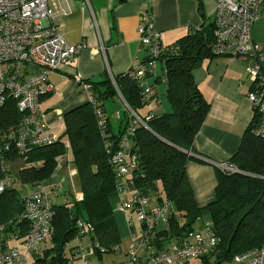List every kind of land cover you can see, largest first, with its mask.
Returning a JSON list of instances; mask_svg holds the SVG:
<instances>
[{
  "label": "trees",
  "instance_id": "trees-1",
  "mask_svg": "<svg viewBox=\"0 0 264 264\" xmlns=\"http://www.w3.org/2000/svg\"><path fill=\"white\" fill-rule=\"evenodd\" d=\"M213 26L212 22L189 29L172 44L163 46L156 59L160 62L161 74L154 81H164L169 111L158 114L149 111L147 116H141L139 110L152 99L151 87L144 85L150 89L149 97L144 99L143 87L130 71L113 78L103 74L100 81L85 82L91 99L64 115L62 132L55 134L52 143L28 145L21 153L16 141L24 131L23 114L18 111L15 100L6 97L0 106V181L7 177L11 185L0 191L3 239L9 237L11 242L19 228L20 233H26L27 222L18 220L24 208L22 195L30 192L23 188H34L49 179L59 159L68 155L77 170L80 193H60L61 201L52 202L50 246L42 256L35 254V261L37 264L77 261L72 250L78 236L88 237L87 241L96 242L104 249L103 253L100 250L96 253L98 260L104 253L117 250L121 238L113 205L122 200L115 191V166L110 162V154L125 137L136 165L130 176L125 177L131 191L124 195V200L130 201L137 195L154 197L158 204L169 202L170 205L168 228L151 232V241L163 246V240H177L198 221H201L198 227L208 221L218 237V244L214 251L201 257L202 264H223L232 261L235 254L264 244V139L255 134V113L242 133L236 152L226 161L237 171L223 172L218 168L211 200L198 205L186 176L187 162L195 159L191 153L195 135L209 111V103L193 78V70L205 58L219 56L212 48ZM147 58L143 62H147ZM151 74L153 71L144 76ZM118 96L124 99L130 112L124 126L114 134L104 103ZM96 109L100 116L96 115ZM98 122L103 125L102 131ZM129 127L132 128L130 133L127 132ZM17 159H22L23 164L18 168L16 181L4 164ZM77 221L91 223L92 232L87 236L80 234ZM73 240L75 244L66 252L67 244ZM211 258H214L212 262Z\"/></svg>",
  "mask_w": 264,
  "mask_h": 264
},
{
  "label": "built area",
  "instance_id": "built-area-1",
  "mask_svg": "<svg viewBox=\"0 0 264 264\" xmlns=\"http://www.w3.org/2000/svg\"><path fill=\"white\" fill-rule=\"evenodd\" d=\"M214 43L216 54L246 62V74L250 81L247 98L257 115L255 134L264 139V47L252 37V28L259 18L264 0H214ZM56 0H0V106L11 96L18 111L23 114L24 131L19 135L16 146L21 153L26 146L46 145L53 142L55 134L46 131L40 111L41 97L55 89L48 80V74L60 65L73 59L85 47L83 43L68 44L59 31L56 18L64 16ZM137 33L139 41L147 48L148 61L131 69L130 73L143 87V98L147 99L150 89L144 87L143 76L154 70L156 59L163 51L161 34L153 29L150 14L141 10ZM87 90V86H85ZM89 99H91L89 95ZM97 116L100 111L95 110ZM118 116V114H117ZM137 121L141 122L136 118ZM102 131V123L98 122ZM127 132H132L128 128ZM129 141L122 137L117 149L110 154V162L115 166V191L118 197L131 191L125 177L136 165L135 155L129 152ZM107 152H110L107 150ZM223 172H236L228 162L217 163ZM11 185L9 178L0 181V191ZM55 188V187H53ZM57 191L43 183L34 190L24 193L23 213L18 220L27 222L22 244L26 251L38 254L41 245L51 236L53 216L52 195ZM148 197L133 195L131 200L118 201L116 207L124 212L132 208L136 219L142 224L138 234H132V242L126 257L117 264H171L202 257L214 251L218 244L208 221L194 227L174 241L168 248L139 255L138 250L146 246L151 232L168 228L169 202H162L146 208ZM120 203V206H119ZM77 230L83 236L92 232L89 222L77 221ZM0 227V264H28L27 255L11 245L10 238L3 239ZM73 258L81 264H88L96 253L104 249L96 242H84L80 236L75 239ZM233 264H264V244L259 248L235 254Z\"/></svg>",
  "mask_w": 264,
  "mask_h": 264
},
{
  "label": "crops",
  "instance_id": "crops-1",
  "mask_svg": "<svg viewBox=\"0 0 264 264\" xmlns=\"http://www.w3.org/2000/svg\"><path fill=\"white\" fill-rule=\"evenodd\" d=\"M56 1L66 12L64 16L55 19L64 40L68 44L85 45L77 56L48 74V80L55 90L40 99L42 124L47 132L57 135L62 132L64 115L89 101V93L85 89L86 81H100L103 74L113 78L131 71L147 58V48L141 44L137 33L141 10H147L150 14L153 29L161 34L163 46L172 44L191 28H199L214 21V0ZM251 33L253 39L261 44L263 36L260 15ZM245 66L244 60L216 55L213 58H205L193 70V78L209 103V111L194 138L191 153L195 159L188 161L185 169L198 205H204L213 198L218 172L217 163L226 162L236 152L244 129L253 119V106L247 98L250 81L246 79ZM159 74L160 62H156L153 74L142 79L145 85L151 87L153 96L139 110L141 116H147L149 111L158 114L170 110L166 98V103L162 101L165 97L164 81L160 83L154 81ZM104 109L112 133L117 134L130 112L126 102L119 96L108 99L104 103ZM63 158L59 159L53 173L45 181L50 189L57 187L61 190L57 192L58 195H52V199L59 197L68 186L73 188L71 192L74 195L80 193L79 190H75L73 175L70 172L72 164L69 161L64 162ZM25 188L24 191L35 189ZM64 192L69 193L67 190ZM125 198L126 196H121L120 200L123 201ZM151 200L153 202H150ZM157 204L158 201L154 197H149L146 208ZM129 213L134 211L126 209L115 218L120 238L128 236L130 238L128 249L132 242V234H138L133 230L132 222L125 218ZM200 223L201 221H198L194 227H198ZM141 228L140 223V230ZM24 234L20 233V228L17 229L10 243L27 255L28 264H37L36 256L28 253L22 244ZM82 240L86 242L88 237ZM174 241L175 239L163 240V246L150 241L138 250V254L143 256L168 248ZM74 244H67L65 251L67 252ZM121 245L122 241L117 250L109 253L117 255L123 253V257L121 256L116 263L110 260V264H117L126 257L128 249L123 250ZM49 246L50 238L41 245L38 255L42 256L43 251ZM109 253H104L101 260ZM195 259L201 260V257L190 260ZM190 260H177L171 264H186Z\"/></svg>",
  "mask_w": 264,
  "mask_h": 264
},
{
  "label": "rangeland",
  "instance_id": "rangeland-1",
  "mask_svg": "<svg viewBox=\"0 0 264 264\" xmlns=\"http://www.w3.org/2000/svg\"><path fill=\"white\" fill-rule=\"evenodd\" d=\"M260 27H261V32H262L261 34L263 36L262 37L263 40L261 41V45L264 47V4H263L261 12H260ZM245 71H246V69H245ZM246 79L249 81V78H248L247 74H246ZM162 101L164 103H166L165 97L162 98ZM63 160H64V162H67L70 159L68 157H64ZM22 164H23V160L22 159H17L14 162L5 163L4 165L8 169H10V171H12L13 179L17 181V171H18V168L20 166H22ZM70 172H72V175H73V180H74V183H75V190H79V181H78V176H77V170H76V168L73 165H72V167L70 169ZM42 183L44 185L48 186L47 182L44 181ZM18 188L20 189L21 186L18 185ZM27 188L28 187H26L25 189H27ZM68 188L70 189L69 191H68ZM68 188H64L62 193H66V192H64L65 190H67V192H71V189H73L71 186L70 187L68 186ZM59 190L60 189H58L57 187L54 189V191L61 192V190L60 191ZM52 201H53V203H58V202L61 201V198L60 197H54L52 199ZM150 202H153V201L151 200ZM119 206H120V203H119ZM123 213L124 212L120 211L119 207H116V203H115L113 205V215L115 216V218L117 216L123 214ZM125 218L132 222V224L134 225L133 230H135V232L139 233L140 223L136 220L135 213L126 214ZM121 241H122V245L121 246H122L123 250L124 249L127 250L128 249L127 247L129 245V242H130L129 236L121 238ZM74 242H75L74 240L71 241L70 245L74 244ZM121 256L123 257V253H121L119 255L113 254V253H109V254H105V257L102 260H98L96 258L90 259V262L88 264H110V260H113L116 263L117 260L121 259L120 258ZM69 264H81V263L79 261H72ZM181 264H183V263H181ZM186 264H202V262H201L200 259H195V260H190ZM223 264H232V262L231 261H225Z\"/></svg>",
  "mask_w": 264,
  "mask_h": 264
}]
</instances>
